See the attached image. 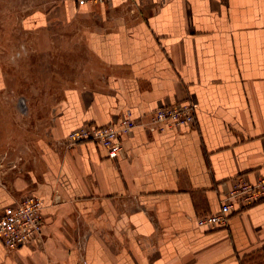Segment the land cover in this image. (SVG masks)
Returning a JSON list of instances; mask_svg holds the SVG:
<instances>
[{
	"label": "crops",
	"instance_id": "obj_1",
	"mask_svg": "<svg viewBox=\"0 0 264 264\" xmlns=\"http://www.w3.org/2000/svg\"><path fill=\"white\" fill-rule=\"evenodd\" d=\"M60 2L24 23L47 26L52 12L73 22L86 79L65 91L40 171L0 186V214L32 194L45 221L37 242L6 252L0 241V264H264V200L226 227L195 222L236 178L264 172V0ZM186 101L193 128L153 129L156 109ZM128 109L136 125L116 159L67 141Z\"/></svg>",
	"mask_w": 264,
	"mask_h": 264
},
{
	"label": "rangeland",
	"instance_id": "obj_2",
	"mask_svg": "<svg viewBox=\"0 0 264 264\" xmlns=\"http://www.w3.org/2000/svg\"><path fill=\"white\" fill-rule=\"evenodd\" d=\"M60 1L0 0V186L21 187L40 171L64 93L86 79L90 56L73 22L63 25L52 12L47 26L24 23Z\"/></svg>",
	"mask_w": 264,
	"mask_h": 264
},
{
	"label": "built area",
	"instance_id": "obj_3",
	"mask_svg": "<svg viewBox=\"0 0 264 264\" xmlns=\"http://www.w3.org/2000/svg\"><path fill=\"white\" fill-rule=\"evenodd\" d=\"M77 3H109L113 0H75ZM153 129L188 130L196 125L195 104L192 101L176 102L156 109L150 116ZM136 125L130 109L126 110L118 123L106 125L84 124L66 135L71 144L92 141L106 151L107 157L116 159L124 153L123 138ZM264 200V172L255 182L236 178L220 200L214 213L195 218L200 228L226 227L229 217L239 209ZM43 202L38 196L27 194L15 205L0 214V241L6 252L37 242L43 235L45 221L42 214Z\"/></svg>",
	"mask_w": 264,
	"mask_h": 264
}]
</instances>
